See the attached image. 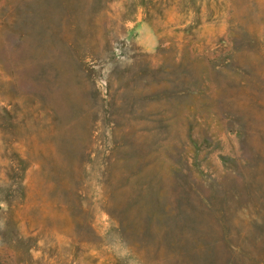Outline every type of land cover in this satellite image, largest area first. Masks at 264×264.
I'll list each match as a JSON object with an SVG mask.
<instances>
[{
  "label": "rangeland",
  "instance_id": "374dc122",
  "mask_svg": "<svg viewBox=\"0 0 264 264\" xmlns=\"http://www.w3.org/2000/svg\"><path fill=\"white\" fill-rule=\"evenodd\" d=\"M0 264H264V0H0Z\"/></svg>",
  "mask_w": 264,
  "mask_h": 264
}]
</instances>
